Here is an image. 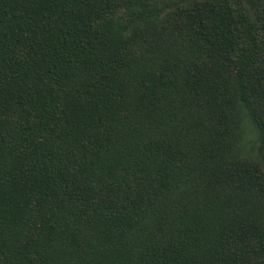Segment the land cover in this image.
I'll return each instance as SVG.
<instances>
[{"label": "trees", "instance_id": "obj_1", "mask_svg": "<svg viewBox=\"0 0 264 264\" xmlns=\"http://www.w3.org/2000/svg\"><path fill=\"white\" fill-rule=\"evenodd\" d=\"M0 264H264V0H0Z\"/></svg>", "mask_w": 264, "mask_h": 264}, {"label": "rangeland", "instance_id": "obj_2", "mask_svg": "<svg viewBox=\"0 0 264 264\" xmlns=\"http://www.w3.org/2000/svg\"><path fill=\"white\" fill-rule=\"evenodd\" d=\"M255 132L253 130H249L247 133V139H255Z\"/></svg>", "mask_w": 264, "mask_h": 264}]
</instances>
